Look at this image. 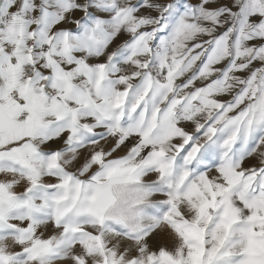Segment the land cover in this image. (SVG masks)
I'll list each match as a JSON object with an SVG mask.
<instances>
[{
	"label": "snow or ice",
	"instance_id": "1",
	"mask_svg": "<svg viewBox=\"0 0 264 264\" xmlns=\"http://www.w3.org/2000/svg\"><path fill=\"white\" fill-rule=\"evenodd\" d=\"M0 264H264V0H0Z\"/></svg>",
	"mask_w": 264,
	"mask_h": 264
}]
</instances>
